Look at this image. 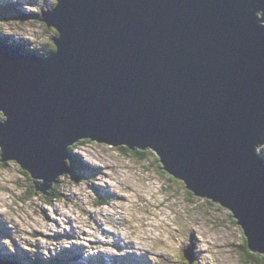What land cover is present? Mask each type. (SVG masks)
<instances>
[{
	"label": "water",
	"instance_id": "water-1",
	"mask_svg": "<svg viewBox=\"0 0 264 264\" xmlns=\"http://www.w3.org/2000/svg\"><path fill=\"white\" fill-rule=\"evenodd\" d=\"M57 1L43 18L59 31L55 53L0 52L7 159L40 188L66 170L76 140L149 146L264 256V0Z\"/></svg>",
	"mask_w": 264,
	"mask_h": 264
},
{
	"label": "rangeland",
	"instance_id": "rangeland-1",
	"mask_svg": "<svg viewBox=\"0 0 264 264\" xmlns=\"http://www.w3.org/2000/svg\"><path fill=\"white\" fill-rule=\"evenodd\" d=\"M32 2V8L25 12L28 18L23 21L7 24L0 21L1 35H23L40 45L48 44L54 28L41 24L28 13H33L39 5L49 7L52 0ZM11 7L22 10L19 1ZM75 142L73 152L101 169H80L78 179L59 175L53 188L60 197L50 203L40 192L33 196L28 193L31 178L22 173L13 159H7L3 165L0 163V211L7 212V217L0 215V225L9 228L4 230L8 239L0 236L3 251L15 252L22 260L35 257L54 262L56 256L50 252L56 254L66 245H72L73 251L83 246L85 252L75 249L80 255L86 253L85 257H79L73 264H96L95 259L99 258H105L104 264H109L114 257L116 261L129 264L136 262L135 253L147 250L152 253L149 261L153 264H190L182 251L194 243L199 248L203 242L207 264H258L247 259L242 229L228 213L229 209L218 208V203L208 198L187 193L179 178L169 176L163 165L162 168L155 165L154 158L158 156L152 149L146 160L141 161L120 153L117 149L120 145L107 141L79 139ZM256 148L264 157V144ZM100 191L113 193L109 204L97 202ZM119 224L123 227L124 243L126 240L141 242L137 244L140 249L119 250L113 237L109 242L98 241L106 231L103 227L116 230L115 225ZM58 225L65 228L73 225L81 235L54 239ZM191 235L195 238L192 241ZM121 253L131 255L121 257ZM170 253L177 254L175 263ZM91 255L93 258L89 257ZM201 255L199 264H204Z\"/></svg>",
	"mask_w": 264,
	"mask_h": 264
},
{
	"label": "trees",
	"instance_id": "trees-1",
	"mask_svg": "<svg viewBox=\"0 0 264 264\" xmlns=\"http://www.w3.org/2000/svg\"><path fill=\"white\" fill-rule=\"evenodd\" d=\"M58 2V1H57ZM57 4V3H56ZM56 4L55 5H53V2L51 3V5L48 7V9L49 8H51V9H54L55 7H56ZM41 7H43V6H41ZM45 8V7H44ZM37 14H39V15H41V8H39V12L37 13ZM37 20H38V22H40L41 24H43V25H45L46 23L45 22H43V21H41V19L40 18H36ZM54 28V27H53ZM54 35L53 36H51V40L48 42V44H42L43 46H40L39 48H36V49H34V51H35V53H37L38 55H41V56H44V55H48L49 53L51 54V53H55L56 51H57V46H56V44H55V42L53 41V38L55 37V38H57L58 37V35H59V31L56 29V28H54ZM33 49V48H32ZM3 114H1L0 113V118H3ZM85 140H89V139H85ZM91 140V139H90ZM84 140H81L80 142H83ZM75 146H69V150H71V149H73ZM118 151L120 152V153H122V154H124V155H128V156H131V157H133V158H135V159H138V160H146V158L148 157L147 155H148V153H152L151 151H150V147H145V148H139V147H130L129 145H127V144H122V145H120L118 148ZM154 160H155V165L157 166V167H159V168H162V163L159 161V159L157 158V157H155L154 158ZM16 161V160H15ZM17 162V161H16ZM0 163H1V165H3L4 164V162L2 161V159H1V157H0ZM65 163L67 164V166L72 170V172H73V174L74 175H76V176H78V170L79 169H84V168H86L87 167V165H83L82 163H81V161L79 160V158L78 157H76V155H74L70 160L69 159H67V160H65ZM152 163V165H153V162H151ZM19 169L20 170H22V173H25V174H27V175H29L30 176V178L32 177V175L30 174V171L29 170H27V169H25V168H23L22 166H21V164L19 165ZM172 178H176L175 176H171ZM29 181H30V184H31V186H28L27 188H28V193L31 195L32 194V196L33 195H36V194H38V191L44 196V199L46 200V202H48V203H50L51 202V200L52 199H56V198H59L60 197V194L53 188L54 187V184H52L51 186H50V188H47L46 190H45V192L44 191H42V190H37L36 189V187H35V183L32 181V179L30 180L29 179ZM186 192L187 193H190V194H193V192L192 191H190V190H186ZM194 195V194H193ZM217 207L219 208H222V205H219V204H217ZM228 213H230L231 215H232V212L230 211V212H228ZM235 218V217H234ZM235 222H236V224H238L237 223V219L235 218ZM239 225V224H238ZM240 226V225H239ZM241 228V227H240ZM242 229V228H241ZM243 247L245 248V249H247V259L248 260H250V259H252L254 262L256 261V262H258V264H264V257L262 256V255H258L257 254V252L256 251H254V252H251L249 249H248V244H247V240H246V238H245V236H244V244H243ZM260 259H262L263 261H260ZM33 262H35V261H33Z\"/></svg>",
	"mask_w": 264,
	"mask_h": 264
},
{
	"label": "bare ground",
	"instance_id": "bare-ground-1",
	"mask_svg": "<svg viewBox=\"0 0 264 264\" xmlns=\"http://www.w3.org/2000/svg\"><path fill=\"white\" fill-rule=\"evenodd\" d=\"M18 3V1H16V4ZM10 9L12 10L13 8L12 7H10ZM159 161H160V159H159ZM161 162V161H160ZM162 163V162H161ZM55 181H57V179L55 180ZM192 246L194 245V244H191ZM136 259H138V261H137V264H139V262H140V260L141 259H143V257H142V255L140 256L139 254H138V258H136ZM145 259V258H144ZM103 260H105V258L104 259H102V261ZM145 264H151V262L148 260H145Z\"/></svg>",
	"mask_w": 264,
	"mask_h": 264
},
{
	"label": "snow or ice",
	"instance_id": "snow-or-ice-1",
	"mask_svg": "<svg viewBox=\"0 0 264 264\" xmlns=\"http://www.w3.org/2000/svg\"><path fill=\"white\" fill-rule=\"evenodd\" d=\"M52 2H53V5H55L57 3V0H52Z\"/></svg>",
	"mask_w": 264,
	"mask_h": 264
},
{
	"label": "flooded vegetation",
	"instance_id": "flooded-vegetation-1",
	"mask_svg": "<svg viewBox=\"0 0 264 264\" xmlns=\"http://www.w3.org/2000/svg\"><path fill=\"white\" fill-rule=\"evenodd\" d=\"M260 261H263L262 259H260Z\"/></svg>",
	"mask_w": 264,
	"mask_h": 264
}]
</instances>
